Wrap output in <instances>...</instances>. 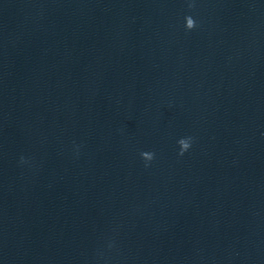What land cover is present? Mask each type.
Listing matches in <instances>:
<instances>
[{
  "label": "water",
  "instance_id": "1",
  "mask_svg": "<svg viewBox=\"0 0 264 264\" xmlns=\"http://www.w3.org/2000/svg\"><path fill=\"white\" fill-rule=\"evenodd\" d=\"M0 264H264V0H0Z\"/></svg>",
  "mask_w": 264,
  "mask_h": 264
},
{
  "label": "clouds",
  "instance_id": "2",
  "mask_svg": "<svg viewBox=\"0 0 264 264\" xmlns=\"http://www.w3.org/2000/svg\"><path fill=\"white\" fill-rule=\"evenodd\" d=\"M184 146H185L186 148L188 147V145H187V144H185Z\"/></svg>",
  "mask_w": 264,
  "mask_h": 264
}]
</instances>
